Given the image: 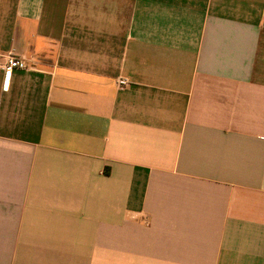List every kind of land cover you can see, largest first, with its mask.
I'll return each instance as SVG.
<instances>
[{
    "label": "crops",
    "instance_id": "1",
    "mask_svg": "<svg viewBox=\"0 0 264 264\" xmlns=\"http://www.w3.org/2000/svg\"><path fill=\"white\" fill-rule=\"evenodd\" d=\"M10 54L0 264H264V0H0Z\"/></svg>",
    "mask_w": 264,
    "mask_h": 264
},
{
    "label": "built area",
    "instance_id": "2",
    "mask_svg": "<svg viewBox=\"0 0 264 264\" xmlns=\"http://www.w3.org/2000/svg\"><path fill=\"white\" fill-rule=\"evenodd\" d=\"M0 68H2L5 71V78L7 79L14 69H24V70H30V69H36V65L34 63H29L24 58L10 54L7 55L6 61L4 64L0 65ZM129 84L128 79L126 78H120L118 80V85L120 88L125 87Z\"/></svg>",
    "mask_w": 264,
    "mask_h": 264
}]
</instances>
